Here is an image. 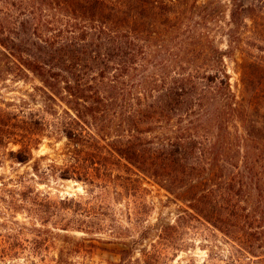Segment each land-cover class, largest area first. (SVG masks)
Instances as JSON below:
<instances>
[{
    "label": "trees",
    "instance_id": "trees-1",
    "mask_svg": "<svg viewBox=\"0 0 264 264\" xmlns=\"http://www.w3.org/2000/svg\"><path fill=\"white\" fill-rule=\"evenodd\" d=\"M220 1L0 0V78L34 76L49 108L0 107V144L18 146L10 159L30 163L42 137L58 135L62 164L34 160L37 177L92 185L123 161L185 207L130 242L75 238L69 223L2 225L0 264H88L96 251L118 257L108 264H172L192 222L219 243L202 264H264V0H227L226 29Z\"/></svg>",
    "mask_w": 264,
    "mask_h": 264
},
{
    "label": "rangeland",
    "instance_id": "rangeland-1",
    "mask_svg": "<svg viewBox=\"0 0 264 264\" xmlns=\"http://www.w3.org/2000/svg\"><path fill=\"white\" fill-rule=\"evenodd\" d=\"M205 1V0H201ZM221 22L219 26L226 29L229 5L227 0H221ZM250 25L249 21H246ZM214 45L225 49V38L214 33ZM242 54L236 51L234 59L241 61ZM231 82H235L238 74L235 63L225 60ZM59 105V104H58ZM0 107L12 112L18 110L29 111L47 110L45 96L39 81L28 74L25 78H0ZM52 112L61 113L63 106L50 104ZM65 140L58 135L46 133L37 150L33 151V161L36 160L41 170L51 161L62 164L61 153ZM18 146L4 142L0 144V226H25L27 228L42 226L60 228L61 224L69 223L70 230L66 233L75 238H92L97 241L124 240L130 242L138 239L142 231L156 223H173L184 205L175 202L173 198L160 189L151 180L139 175L123 161L114 160L107 164L105 174L101 170L95 173L92 185L62 180L56 173L36 176L32 170L33 161L20 165L14 163L10 151H16ZM116 161V162H115ZM73 199L71 203L63 200ZM78 203V206H77ZM87 206L90 214L85 215L83 209ZM78 222V223H77ZM89 222L92 227L89 234L74 228H81ZM196 230L186 236L189 251L178 254L172 264H185L192 260L195 264H202L206 257L205 249H214L219 243L208 237L205 227L192 222ZM57 232L63 233L61 230ZM28 237L30 231H26ZM219 236V235H218ZM105 248H120V246L103 245ZM219 252L225 259L224 245H220ZM118 257L96 251L87 258L88 264H108L116 262Z\"/></svg>",
    "mask_w": 264,
    "mask_h": 264
}]
</instances>
